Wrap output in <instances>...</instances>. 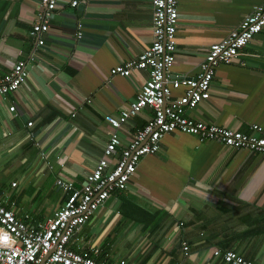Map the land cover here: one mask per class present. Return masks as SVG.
<instances>
[{
	"label": "crops",
	"instance_id": "obj_1",
	"mask_svg": "<svg viewBox=\"0 0 264 264\" xmlns=\"http://www.w3.org/2000/svg\"><path fill=\"white\" fill-rule=\"evenodd\" d=\"M39 1L0 0V77L19 61L28 72L25 84L0 98V202L34 227L66 198L57 180L76 188L85 183L111 131L106 117L125 109L147 79L143 70L121 77L111 69L152 42L149 0H78L74 8V0H60L37 46L28 34ZM263 2L178 0L170 78L198 76L209 46ZM182 92L173 90L171 100ZM186 115L233 130L264 129V28L236 59L215 69L209 99ZM151 116L145 109L123 126L120 148ZM70 247L96 251V260L113 264H225L216 250L264 264V156L168 133L156 154L140 160L126 190L113 192L72 236Z\"/></svg>",
	"mask_w": 264,
	"mask_h": 264
},
{
	"label": "built area",
	"instance_id": "obj_2",
	"mask_svg": "<svg viewBox=\"0 0 264 264\" xmlns=\"http://www.w3.org/2000/svg\"><path fill=\"white\" fill-rule=\"evenodd\" d=\"M59 1H39L41 12L28 34L36 40L37 46L44 44V35L48 33ZM149 2L152 12L150 46L133 60L111 69L112 75L121 77L143 70L147 72V79L125 109L106 117L111 131L94 169L85 176V183L76 188L72 182L56 181V185L66 193V198L50 218L37 227L29 226L0 202V264H113L96 260L93 257L96 251L94 254L75 251L70 247V239L113 192L126 190L140 160L156 154L168 133L180 132L201 142L218 141L228 148L246 149L264 156V129L260 126L252 125L245 132L196 121L186 115V110H192L209 99L215 69L236 59L262 31L264 2L244 17L224 40L209 46L200 63V73L194 78H170L168 73L175 61L178 0ZM78 4L79 1L74 0L70 6L74 8ZM81 38V30H78L76 39L79 41ZM27 75L24 62L15 63L8 74L0 77V98L7 100L25 84ZM178 89H183L182 95L171 100L172 91ZM145 109H150L152 116L125 147L120 148L123 126ZM14 110V106L9 107L10 112ZM113 158L115 163H112ZM181 246L187 255V243L182 242ZM213 254L225 264H253L234 251L216 250ZM119 264L126 262L121 260Z\"/></svg>",
	"mask_w": 264,
	"mask_h": 264
},
{
	"label": "rangeland",
	"instance_id": "obj_3",
	"mask_svg": "<svg viewBox=\"0 0 264 264\" xmlns=\"http://www.w3.org/2000/svg\"><path fill=\"white\" fill-rule=\"evenodd\" d=\"M187 243V242H186ZM188 245V244H187ZM189 247V246H188Z\"/></svg>",
	"mask_w": 264,
	"mask_h": 264
}]
</instances>
